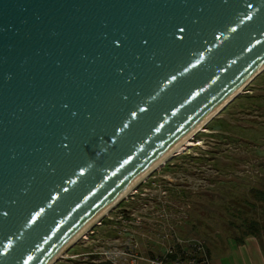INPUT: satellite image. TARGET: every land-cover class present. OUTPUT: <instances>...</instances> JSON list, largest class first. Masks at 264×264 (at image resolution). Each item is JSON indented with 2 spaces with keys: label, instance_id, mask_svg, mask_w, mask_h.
Masks as SVG:
<instances>
[{
  "label": "water",
  "instance_id": "water-1",
  "mask_svg": "<svg viewBox=\"0 0 264 264\" xmlns=\"http://www.w3.org/2000/svg\"><path fill=\"white\" fill-rule=\"evenodd\" d=\"M263 70L264 0H0V264H50Z\"/></svg>",
  "mask_w": 264,
  "mask_h": 264
},
{
  "label": "rangeland",
  "instance_id": "rangeland-1",
  "mask_svg": "<svg viewBox=\"0 0 264 264\" xmlns=\"http://www.w3.org/2000/svg\"><path fill=\"white\" fill-rule=\"evenodd\" d=\"M191 140L50 264H264L236 239L264 223V70Z\"/></svg>",
  "mask_w": 264,
  "mask_h": 264
},
{
  "label": "bare ground",
  "instance_id": "bare-ground-1",
  "mask_svg": "<svg viewBox=\"0 0 264 264\" xmlns=\"http://www.w3.org/2000/svg\"><path fill=\"white\" fill-rule=\"evenodd\" d=\"M248 79L232 96L227 98L225 101H223L217 108H215L213 111H211L203 120H201L192 130H190L185 136H183L180 140H178L175 144L171 146V148L168 149L167 152H165L161 157H159L154 163H152L132 184H130L125 190H123L116 198L113 200L99 215L103 214L109 207H111L113 204H115L126 192H128L131 188H133L136 183L141 180V178L147 176L152 170H154L156 167L160 166L166 159L169 157L181 153L186 147L192 146V145H199L200 140L197 142H193L191 138L193 135L199 130L205 128V124L214 116L216 115L220 110L225 107L226 103L236 95L237 93H240L245 85L249 82ZM205 131H208L207 129H204ZM80 233V232H79ZM79 233L76 235L78 236ZM74 239L70 241V243H73ZM60 252L59 254H61Z\"/></svg>",
  "mask_w": 264,
  "mask_h": 264
},
{
  "label": "trees",
  "instance_id": "trees-1",
  "mask_svg": "<svg viewBox=\"0 0 264 264\" xmlns=\"http://www.w3.org/2000/svg\"><path fill=\"white\" fill-rule=\"evenodd\" d=\"M262 198H264V195ZM248 235H255L262 238L264 236V223H261L257 220L252 221L250 224L245 226L243 236L237 237L236 239L237 241L242 242ZM209 256L210 254L206 252L205 257L198 260L199 264H205V262L207 263V261L209 260Z\"/></svg>",
  "mask_w": 264,
  "mask_h": 264
},
{
  "label": "crops",
  "instance_id": "crops-1",
  "mask_svg": "<svg viewBox=\"0 0 264 264\" xmlns=\"http://www.w3.org/2000/svg\"><path fill=\"white\" fill-rule=\"evenodd\" d=\"M246 242H248V244L251 243L250 247L253 251H258L259 253H261V251L262 252L264 251L263 249L264 236L262 238H259L258 236H255V235H248L244 238L242 242H239V243L241 245H244Z\"/></svg>",
  "mask_w": 264,
  "mask_h": 264
},
{
  "label": "built area",
  "instance_id": "built-area-1",
  "mask_svg": "<svg viewBox=\"0 0 264 264\" xmlns=\"http://www.w3.org/2000/svg\"><path fill=\"white\" fill-rule=\"evenodd\" d=\"M105 213L101 214V215H98L91 223H89L86 227H84L78 236H75L74 237V242L75 241H78L79 239L81 238H86V235L89 233V231L92 229V227L95 225L96 222H99L102 220L103 218V215ZM101 224V223H100ZM62 254V253H61ZM61 254L59 256H61Z\"/></svg>",
  "mask_w": 264,
  "mask_h": 264
}]
</instances>
